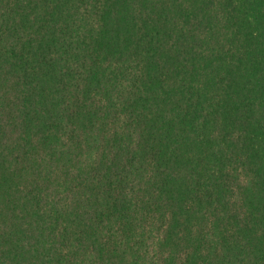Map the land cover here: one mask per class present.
<instances>
[{
    "label": "trees",
    "instance_id": "1",
    "mask_svg": "<svg viewBox=\"0 0 264 264\" xmlns=\"http://www.w3.org/2000/svg\"><path fill=\"white\" fill-rule=\"evenodd\" d=\"M0 264H264V0H0Z\"/></svg>",
    "mask_w": 264,
    "mask_h": 264
}]
</instances>
